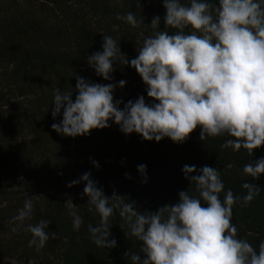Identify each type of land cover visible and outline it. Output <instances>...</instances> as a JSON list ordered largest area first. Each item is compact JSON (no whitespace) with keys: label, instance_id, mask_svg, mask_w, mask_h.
Masks as SVG:
<instances>
[{"label":"trees","instance_id":"obj_1","mask_svg":"<svg viewBox=\"0 0 264 264\" xmlns=\"http://www.w3.org/2000/svg\"><path fill=\"white\" fill-rule=\"evenodd\" d=\"M206 2L219 6V0ZM181 3L189 5L190 0ZM128 12L143 23L133 27L117 19L118 14ZM165 14L163 0H0V204L22 194L44 200L41 208L33 203L37 223L49 221L45 231L49 235L56 232L57 238L50 235L45 250L22 245L27 254L35 253L40 264H133V253L146 258L142 242L131 235L130 225L119 210L109 218L108 239H115L117 246L98 247L92 241L88 226H97L101 218L88 204L89 197L82 195L86 182L68 187L86 172L105 195L111 197L115 192L125 202L134 201V207L145 213L179 202L180 191L199 196L195 184L185 178V165L217 168L224 184L221 201L228 190L234 196L246 195L248 190L242 187L245 182L259 187V195L250 204L233 205L231 223L238 229L237 237L257 251L264 241V174L256 179L243 172L246 163L264 157V146L249 156L243 147L239 151L222 148L227 139H234L227 134L201 140L199 127L181 143L169 137L157 142L145 140L136 132L125 134L112 120L109 127L76 137L51 127L63 119V110L55 119L52 116L54 90L72 91L75 101L77 76L94 83L117 84L113 95L114 101H123L120 108L141 95L148 104L158 103L148 97V85L130 63L114 61L112 80H105L89 66L88 56L103 50V36L107 35L130 62L138 56L144 40L156 31H179L165 28ZM157 15L160 26L153 29L150 23ZM193 31L191 26L184 28L186 34ZM120 80L126 81L122 88ZM141 164L147 166V183L138 170ZM69 194L74 197L71 207L65 202ZM202 206L206 207V202L202 201ZM2 209L0 205V227L5 224ZM71 211L83 220L79 231L73 228Z\"/></svg>","mask_w":264,"mask_h":264},{"label":"clouds","instance_id":"obj_2","mask_svg":"<svg viewBox=\"0 0 264 264\" xmlns=\"http://www.w3.org/2000/svg\"><path fill=\"white\" fill-rule=\"evenodd\" d=\"M163 5L165 28L178 29L175 34L156 31L144 40L138 56L130 62L121 56L116 41L104 35L103 50L88 56L89 66L105 80H112L114 61L130 63L148 85V97L159 102L148 104L141 95L120 108L123 101H114L113 95L117 84L94 83L77 76L75 101L72 91L54 90L52 116L55 119L63 110V119L53 123L52 129L76 137L90 134L92 129L109 127L112 120L125 134L136 132L145 140L157 142L169 137L181 143L199 127L201 140L227 134L234 139H227L222 148L239 151L243 147L251 156L254 149L264 146V0H219V6L206 0H190L189 5L181 0H163ZM137 7L140 8V3ZM117 19L133 27L143 23L133 12L118 14ZM160 22L157 15L150 24L156 29ZM187 26L195 31L186 34ZM118 84L122 88L126 81L120 80ZM93 164L99 168L97 161ZM146 169V165H138L145 176L144 183H147ZM182 171L195 184L199 196L180 191L179 202L166 204L155 212L141 213L134 207V201L125 202L115 192L111 197L105 195L90 178V172L70 182L68 187L81 180L86 182L82 195L89 197L88 204L95 207L101 218L97 226H88L98 247L117 246L115 239H108L109 218L114 210H119L146 254L142 260L133 253L130 256L133 264H264V241L257 251L247 240L237 237L238 229L231 223L233 205L250 204L259 195V187L245 182L242 187L248 190L246 195L234 196L228 190L221 201L219 194L224 184L217 168L185 165ZM195 172L200 174L191 175ZM243 172L258 179L264 174V157L246 163ZM32 208L33 201L26 199L13 219L21 223L30 219ZM70 214L74 230L79 231L82 218L75 211ZM49 224L40 220L28 225L27 231L32 233L30 247L35 245L39 250L50 235L57 238L56 232L49 235L45 231Z\"/></svg>","mask_w":264,"mask_h":264},{"label":"rangeland","instance_id":"obj_3","mask_svg":"<svg viewBox=\"0 0 264 264\" xmlns=\"http://www.w3.org/2000/svg\"><path fill=\"white\" fill-rule=\"evenodd\" d=\"M31 199L33 203H38L40 208L44 206V200L39 197H29L27 195H17L12 198H7L6 201H1L0 204L4 215V226L0 227V264H40L35 253L27 254L22 245L29 246V241L32 239V233L27 231L29 224L35 225L38 222V211L32 208L31 218H26L23 223L16 221L13 217L17 216L19 210L23 208L24 201ZM65 202L71 206L74 202V197L69 194L65 198ZM13 229H16L13 231ZM31 248L37 249L35 245ZM45 250L44 248H41ZM58 264L54 262L52 264Z\"/></svg>","mask_w":264,"mask_h":264}]
</instances>
